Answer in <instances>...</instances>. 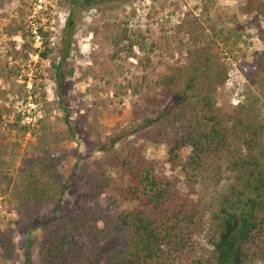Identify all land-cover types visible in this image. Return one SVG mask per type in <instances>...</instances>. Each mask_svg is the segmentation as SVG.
<instances>
[{"label":"rangeland","instance_id":"obj_1","mask_svg":"<svg viewBox=\"0 0 264 264\" xmlns=\"http://www.w3.org/2000/svg\"><path fill=\"white\" fill-rule=\"evenodd\" d=\"M258 1L113 0L100 9L78 7L73 43L64 62L67 76L59 98L53 63L59 60L69 2L0 0L2 175L14 178L27 158L39 154L36 147L44 135L50 151L67 155L62 174L71 190L64 195L59 212L64 215L89 206L93 203L90 174L107 155L100 147L108 146L112 135L141 124L170 105L172 98L162 87L148 89L144 84L147 81L153 86L165 72V64L158 61L159 52L151 54L153 68L144 71L136 58L125 59L123 53H113L105 23L127 26L137 36L143 33L148 45L175 37L161 59L173 71L180 69L184 79L190 67L202 68L203 60L198 56L209 53L207 69L217 83L213 100L232 137V153H248L243 142L249 136L256 145L251 151L264 164V40L260 30L264 29V13L255 7ZM39 52L47 55L40 57ZM135 52L143 55L136 47ZM136 85L137 92L133 90ZM127 143L140 145L146 158L158 162L160 171L177 179L179 190L203 207L208 219L219 212L222 195L240 184L236 172L229 170V151L211 157L194 190L189 191L180 167L171 168L167 162L169 143L154 144L137 133L117 143L115 151L124 154ZM190 154V147L182 148L180 161H186ZM104 170L114 183L128 184V175L120 166L106 165ZM5 182L0 179V231L12 230L16 255L11 260L0 257V264H26V253L37 264L42 231L34 225L44 221L51 206L22 211L12 185L5 188ZM107 199L105 192L100 201L104 204ZM136 206L135 201L123 203L128 209ZM209 243L207 238H200V254H209L213 249ZM100 246L123 247L124 241L110 238ZM231 251L227 254L220 249L221 260L264 264L248 262L240 251Z\"/></svg>","mask_w":264,"mask_h":264},{"label":"trees","instance_id":"obj_2","mask_svg":"<svg viewBox=\"0 0 264 264\" xmlns=\"http://www.w3.org/2000/svg\"><path fill=\"white\" fill-rule=\"evenodd\" d=\"M67 1L69 10L62 28L59 60L53 63L59 98L67 76L64 62L76 29L75 9L81 6L100 9L113 0ZM255 7L264 13L263 1H258ZM105 24L110 30L107 39L113 53H123L125 59L136 58L144 71L153 68L151 54L159 52L158 61L165 64V72L153 86L147 81L143 83L148 89L162 87L172 100L154 117L122 129L110 137L108 146L100 147L107 155L88 180L93 203L67 214L59 212L64 195L71 190L62 174L67 155L50 151L46 136L41 135L36 147L39 154L27 158L14 178L2 175L0 161V179L6 181L5 188L12 185L22 211L34 212L51 206L44 221L34 225L42 231L37 264H233L231 259L221 260L220 249L227 254H232L231 250L240 251L248 262H264V164L251 151L256 145L249 136L243 144L250 152L232 153V137L213 100L217 83L207 69L209 53L202 54V58L198 56L199 61L203 60L202 68L190 67L184 79L180 69L173 71L161 59L175 37L154 40L148 45L141 32L138 38L127 26ZM260 30L264 40V29ZM177 33L178 30L175 36ZM135 47L143 55H138ZM46 55L39 52L40 57ZM204 67L206 70L202 71ZM133 90L137 92L138 86H133ZM65 120L71 128L67 113ZM137 133L154 144L169 143L167 162L171 168L180 167L189 191L194 190L207 161L223 151L230 153L229 170L236 172L239 186H232L230 192L222 195L219 212L208 219L206 210L189 194L182 193L178 180L160 171L157 161L146 158L140 145L127 143L124 154L115 151L117 143ZM187 146L191 149L190 157L180 161V151ZM106 165L124 169L128 184L114 183L104 170ZM105 192L108 199L103 204L100 197ZM134 201L138 203L135 208L123 207V203ZM214 219L217 221L213 222ZM202 237L213 246L208 255L198 250ZM110 238H121L124 246H100ZM15 255L12 230L0 231V257L11 260ZM26 264H33L27 253Z\"/></svg>","mask_w":264,"mask_h":264}]
</instances>
